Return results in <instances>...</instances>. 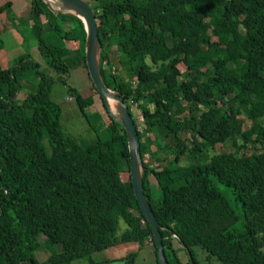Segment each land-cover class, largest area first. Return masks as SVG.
Returning a JSON list of instances; mask_svg holds the SVG:
<instances>
[{"label": "trees", "instance_id": "trees-1", "mask_svg": "<svg viewBox=\"0 0 264 264\" xmlns=\"http://www.w3.org/2000/svg\"><path fill=\"white\" fill-rule=\"evenodd\" d=\"M82 1L96 24L102 84L143 119L141 189L166 264H202L193 248L203 264H264V0ZM63 16L29 0L47 65L67 73L61 60L75 54L86 72L84 26ZM36 68L28 56L0 67V264H38L41 244L49 254L42 264L84 257L96 264L92 255L126 243H148L157 264L131 192L124 131L86 73L108 133L79 142L65 136L51 100L56 81ZM31 69L34 90L19 97ZM67 95L81 114L93 104L70 88ZM227 142L229 151L206 158ZM119 220L126 229L116 237ZM221 243L231 251L221 254ZM116 261L135 264V254Z\"/></svg>", "mask_w": 264, "mask_h": 264}, {"label": "rangeland", "instance_id": "rangeland-1", "mask_svg": "<svg viewBox=\"0 0 264 264\" xmlns=\"http://www.w3.org/2000/svg\"><path fill=\"white\" fill-rule=\"evenodd\" d=\"M8 4V6L0 13V67L2 69L8 68L16 59L28 56L29 59L36 64L35 71L47 76L56 82L51 90V100L58 104L61 113L59 117V123L62 133L76 141H88L93 139L94 135L99 139H104L108 130L106 129V122L103 119V115L98 112L100 104L97 98L92 97L90 90V83L86 77V72L83 65L78 60L75 54H70L61 60V63L66 66L67 73L58 71L47 65L44 58H42L37 50V39L35 38V31L31 28V20L29 18V0H0V7ZM59 15H64L62 21H72L74 14L71 12H62ZM73 28V26H71ZM45 35H42L44 38ZM54 44L67 47L68 44L62 41H57ZM174 49L170 47L167 54L162 60H166L172 56ZM205 57L201 54V58ZM122 74V71L120 72ZM24 80L18 96H25L28 93L33 92L37 79L34 75V70H27L25 72ZM62 81V82H61ZM75 90L80 96H91L93 104L90 108H84L83 114L80 113L76 107L73 99L67 95V89ZM117 104L113 102V108H109L111 117L117 118L116 112ZM134 107L129 108L131 117H134ZM137 120V118H136ZM248 126V122H243L242 129ZM149 135V134H148ZM151 136V135H150ZM184 139V135L181 136ZM232 142H227L222 148L214 149L212 153H207L206 158L209 155L218 154L220 151H229ZM235 145H239L240 142H233ZM250 146L245 154L250 152ZM218 191L232 203V197L229 190L219 184H215ZM126 226L119 220L117 224L116 237H118ZM220 248L222 250L223 244ZM225 251L221 254H227L231 251L230 247H223ZM195 258L198 262L205 261L204 254L197 248L192 249ZM128 254H135V264H155L154 257L151 253L149 244H144L142 247L133 243L117 244L116 246L109 248L100 253L91 256V259L96 264H123L117 259L122 258ZM49 254L43 244H41L34 252V259L38 264H42ZM114 260V262H112ZM216 264L213 260L210 261ZM29 264V263H23ZM62 264H88L86 257L73 260L69 263ZM239 264H248V261H241Z\"/></svg>", "mask_w": 264, "mask_h": 264}, {"label": "water", "instance_id": "water-1", "mask_svg": "<svg viewBox=\"0 0 264 264\" xmlns=\"http://www.w3.org/2000/svg\"><path fill=\"white\" fill-rule=\"evenodd\" d=\"M45 5L48 0H41ZM56 3L54 6L58 9L55 14L62 12H71L74 17L79 19L85 31L84 42V64L87 76L95 89L96 93L100 96L104 107L108 111L109 106L107 100L117 104L116 112L117 118H113L124 131L126 137V148L128 153V175L130 181L131 192L136 202L139 213L147 222L154 247L156 249V262L157 264H166L162 252L161 236L158 232V226L154 220L153 213L151 212L148 204L146 203L141 189V158L139 151V141L137 137V130L133 123L132 117L129 115V109L125 103L122 102L119 95L115 92L109 91L102 84L98 69L97 57L100 51V44L97 37L96 24L89 6L82 0H53ZM48 8V7H47ZM49 9V8H48ZM50 10V9H49ZM51 11V10H50ZM52 12V11H51Z\"/></svg>", "mask_w": 264, "mask_h": 264}, {"label": "built area", "instance_id": "built-area-1", "mask_svg": "<svg viewBox=\"0 0 264 264\" xmlns=\"http://www.w3.org/2000/svg\"><path fill=\"white\" fill-rule=\"evenodd\" d=\"M56 2L55 1H53V0H48L47 1V4H46V6L54 13L55 11H57L58 9L54 6V4H55ZM55 14V13H54ZM131 107H134L133 108V110H134V117H132V119L135 121V128H136V130L137 131H140V125L142 124V121H143V119H142V116H141V113H140V111L138 110V108L136 107V104H131L130 105V108ZM136 118H137V120H136ZM148 161V156L145 154L144 156H143V159H142V161H141V163H146ZM142 223V222H141Z\"/></svg>", "mask_w": 264, "mask_h": 264}, {"label": "bare ground", "instance_id": "bare-ground-1", "mask_svg": "<svg viewBox=\"0 0 264 264\" xmlns=\"http://www.w3.org/2000/svg\"><path fill=\"white\" fill-rule=\"evenodd\" d=\"M107 104H108V106H109L110 109L113 108V102L112 101L107 100Z\"/></svg>", "mask_w": 264, "mask_h": 264}]
</instances>
